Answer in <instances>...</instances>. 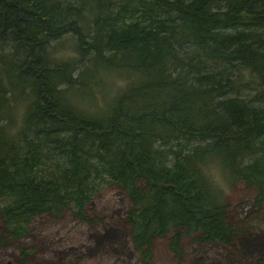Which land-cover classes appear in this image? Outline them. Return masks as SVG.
<instances>
[{
  "label": "trees",
  "instance_id": "1",
  "mask_svg": "<svg viewBox=\"0 0 264 264\" xmlns=\"http://www.w3.org/2000/svg\"><path fill=\"white\" fill-rule=\"evenodd\" d=\"M71 1L0 0V249L28 264L33 218L90 223L105 187L142 264L157 239L180 259L183 239L230 248L240 229L207 169L264 220V0ZM65 35L72 58L54 53Z\"/></svg>",
  "mask_w": 264,
  "mask_h": 264
},
{
  "label": "rangeland",
  "instance_id": "2",
  "mask_svg": "<svg viewBox=\"0 0 264 264\" xmlns=\"http://www.w3.org/2000/svg\"><path fill=\"white\" fill-rule=\"evenodd\" d=\"M52 45L58 58L75 56L69 35ZM108 82H104L103 90L110 99L113 93ZM114 82L116 86L121 84L120 80ZM71 97L75 103L89 107L84 95L76 93ZM98 100L97 94L96 103ZM207 172L222 190L229 219L240 229L231 247L212 242L189 244L183 239L180 259L167 249L163 239H157L153 244V260L145 264H264V220L252 217V190L240 181L227 182L216 166L208 167ZM86 205V214L93 219L90 223L64 212L57 218L47 213L33 218L28 233L16 243L32 250L28 264H142L127 240L124 214L128 205L124 193L105 187ZM14 255L13 249H0V263L13 261Z\"/></svg>",
  "mask_w": 264,
  "mask_h": 264
},
{
  "label": "water",
  "instance_id": "3",
  "mask_svg": "<svg viewBox=\"0 0 264 264\" xmlns=\"http://www.w3.org/2000/svg\"><path fill=\"white\" fill-rule=\"evenodd\" d=\"M0 264H15V262H13V261H3V262H1Z\"/></svg>",
  "mask_w": 264,
  "mask_h": 264
}]
</instances>
